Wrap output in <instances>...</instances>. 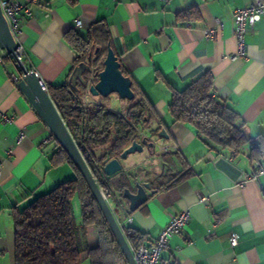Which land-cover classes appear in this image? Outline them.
I'll return each mask as SVG.
<instances>
[{
  "label": "crops",
  "instance_id": "1",
  "mask_svg": "<svg viewBox=\"0 0 264 264\" xmlns=\"http://www.w3.org/2000/svg\"><path fill=\"white\" fill-rule=\"evenodd\" d=\"M17 1L30 10L19 13L22 59L47 91L65 84L75 65L77 53L65 35L102 28L106 37L98 33V44H110L135 93L152 105L155 118L139 133L149 136L162 120L169 138L150 136L156 152L130 154L120 172L106 177L113 188L120 174L134 171L137 181L154 190L133 212L122 200L118 223L143 232L142 244H148L170 216L187 210V223L161 252L164 264H264V170L250 161L247 149L233 157L210 150L193 127L173 122L167 110V83L182 89L210 70L213 94L240 114L250 136L264 135V14L252 27L245 26L242 55L232 20L236 9L256 0ZM216 19L220 25L209 38L206 31ZM76 20L81 23L77 29ZM11 74L21 76L6 54L0 61V264H14L13 211L75 177L69 165L52 164L54 137ZM80 98L85 105H103L88 91ZM111 99L104 106L121 113L131 105ZM147 163L158 168H144Z\"/></svg>",
  "mask_w": 264,
  "mask_h": 264
},
{
  "label": "trees",
  "instance_id": "2",
  "mask_svg": "<svg viewBox=\"0 0 264 264\" xmlns=\"http://www.w3.org/2000/svg\"><path fill=\"white\" fill-rule=\"evenodd\" d=\"M98 33L106 37L105 29L101 28ZM98 33L93 27L84 36L74 30L65 35L77 53L74 66L86 61L92 44L100 46V52L91 63L101 64L96 76L103 68L106 51V45L97 42ZM121 70L127 75L122 67ZM89 74L85 73V85L78 82L73 87L67 81L48 87V93L106 200L110 195L114 196L119 207L122 200L126 201L122 197L124 188H132L137 174L134 171L120 174L113 189L102 167L105 162L117 158L132 141L140 140L142 135L138 130L147 126L155 114L147 97L138 96L133 85L135 96L124 113L101 104L85 105L80 95L88 91V86L92 84ZM167 85L170 91L167 110L173 122L180 121L193 127L196 136L217 154L233 157L247 149L250 161L260 167L264 135L250 136L240 114L213 94V74L210 70L202 72L182 89ZM157 123V127L148 132L149 136H156L163 125L160 119ZM52 141V164L69 165L75 177L32 196L22 208L13 211L14 264H78L82 253L86 254L90 264H128L88 184L55 138ZM98 149H102L99 155L96 153ZM75 194L81 207L78 225L70 205ZM112 211L115 215V209ZM121 229L130 248L142 244L143 232L124 225Z\"/></svg>",
  "mask_w": 264,
  "mask_h": 264
},
{
  "label": "water",
  "instance_id": "3",
  "mask_svg": "<svg viewBox=\"0 0 264 264\" xmlns=\"http://www.w3.org/2000/svg\"><path fill=\"white\" fill-rule=\"evenodd\" d=\"M0 46L5 49L6 53L11 55L21 72L22 78L18 82V86L31 102L35 110L38 112L44 123L49 128L51 134L57 143L64 149L68 157L82 175L88 184L92 194L94 195L101 211L103 212L112 232L115 235L128 264H135L131 248L124 236V233L108 203L106 197L92 175L84 158L82 157L76 143L64 124L59 112L57 111L45 84L39 78L38 74L28 69L24 62L16 55L18 43L13 38L7 21L5 20L0 8ZM92 49L88 51L86 61L79 62L74 66L69 75L68 82L76 87L79 82L86 84L85 73L91 72V63L93 57L100 52V46L92 44ZM94 47V48H93ZM103 68L98 72L97 80L88 86V91L93 96L107 97L111 94H117L120 99L132 100L135 96L132 90V80L130 76L124 75L121 70V64L118 56L114 53L110 44L107 43L106 51L103 56ZM158 139L169 138L165 128H160L156 134ZM157 143L151 138L143 134L140 140H134L125 149L122 150L117 158H112L105 162L102 171L106 177L113 176L122 170V160H126L128 155L133 153H141L144 149L154 154L156 152ZM148 192L153 193L149 183L136 181L132 188H124L122 197L128 202L130 212L137 210L148 199Z\"/></svg>",
  "mask_w": 264,
  "mask_h": 264
},
{
  "label": "built area",
  "instance_id": "4",
  "mask_svg": "<svg viewBox=\"0 0 264 264\" xmlns=\"http://www.w3.org/2000/svg\"><path fill=\"white\" fill-rule=\"evenodd\" d=\"M35 1V0H30ZM168 1V0H165ZM0 8L2 10L3 16L7 21L10 32L17 41V36L20 33L19 29V13L21 11L29 13V8L17 0H0ZM264 14V3L256 0L253 4L244 6L236 9L232 14V20L234 23V34L237 39L238 54L242 55L244 52V30L245 26L249 25L252 27L255 22L259 19L260 15ZM216 25L209 28L206 31V35L209 38H213L216 32L217 26L220 25L219 19H216ZM81 25L79 20H76L74 27L77 29ZM19 45V44H18ZM7 53L4 48L0 46V61L2 57ZM9 55V54H8ZM17 57L23 61V50L20 46L16 49ZM11 56V55H10ZM12 57V56H11ZM13 58V57H12ZM14 59V58H13ZM15 60V59H14ZM16 62V61H15ZM11 78L14 82L18 83L21 76H16L11 74ZM165 148V146H164ZM260 171L264 170V154L261 156ZM206 198L200 197V200L204 201ZM189 219V213L187 210L182 211L178 215H172L169 218L168 223L162 228L159 235L148 244H140L136 248H131L132 255L135 264H164L161 258V252L168 247V241L173 234L180 232ZM130 220V219H129ZM120 225V224H119ZM122 227V225H120ZM237 244V238L232 235L230 238V245L235 246Z\"/></svg>",
  "mask_w": 264,
  "mask_h": 264
},
{
  "label": "rangeland",
  "instance_id": "5",
  "mask_svg": "<svg viewBox=\"0 0 264 264\" xmlns=\"http://www.w3.org/2000/svg\"><path fill=\"white\" fill-rule=\"evenodd\" d=\"M100 68H101L100 62L95 64V65H91V72L88 75L89 81L91 83H94L97 80L96 71L99 70ZM111 98L118 99L119 101L122 100L117 96V94H111L107 97H101L100 96L99 100L102 102L103 105L110 106L112 104ZM124 102H126V104L131 103V101H128V100H124ZM97 154H99V152H97ZM124 161L125 160L121 161L122 166L124 165V163H123ZM154 166L156 168H158V166L154 165V163L153 164L147 163V164H145L144 168H149V167H154ZM108 203H109L111 209H115L116 214H117L118 213L117 211H119V207H117V200L115 199V197L110 195L108 198ZM70 205H71V209H72L73 219H74L75 223L78 225L81 221V207H80V202H79L76 194L72 197V199L70 201ZM118 218H119V216H118ZM78 264H90V263H89L88 258H83Z\"/></svg>",
  "mask_w": 264,
  "mask_h": 264
},
{
  "label": "flooded vegetation",
  "instance_id": "6",
  "mask_svg": "<svg viewBox=\"0 0 264 264\" xmlns=\"http://www.w3.org/2000/svg\"><path fill=\"white\" fill-rule=\"evenodd\" d=\"M150 137V136H149ZM151 138V137H150ZM150 155L152 154V153H150V152H148Z\"/></svg>",
  "mask_w": 264,
  "mask_h": 264
}]
</instances>
